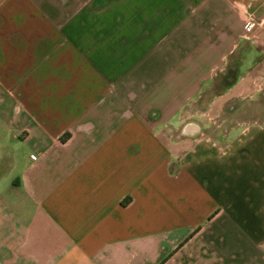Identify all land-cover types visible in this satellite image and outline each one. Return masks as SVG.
<instances>
[{"label":"crops","instance_id":"obj_1","mask_svg":"<svg viewBox=\"0 0 264 264\" xmlns=\"http://www.w3.org/2000/svg\"><path fill=\"white\" fill-rule=\"evenodd\" d=\"M263 87L264 0H0V264H264Z\"/></svg>","mask_w":264,"mask_h":264},{"label":"rangeland","instance_id":"obj_2","mask_svg":"<svg viewBox=\"0 0 264 264\" xmlns=\"http://www.w3.org/2000/svg\"><path fill=\"white\" fill-rule=\"evenodd\" d=\"M234 66L233 63L228 64L223 77L220 78V84H226L233 79L236 72L233 68ZM213 87H210L207 96L214 90H219L218 87ZM205 97L202 101L206 99ZM198 112L200 114L201 110H198ZM253 122H264V87L260 92L252 96L231 99L217 117L208 120L205 128L212 138L226 141L242 125Z\"/></svg>","mask_w":264,"mask_h":264},{"label":"built area","instance_id":"obj_3","mask_svg":"<svg viewBox=\"0 0 264 264\" xmlns=\"http://www.w3.org/2000/svg\"><path fill=\"white\" fill-rule=\"evenodd\" d=\"M259 21L258 19L253 16L252 14H249L244 22V30L248 33L250 32L254 27L258 25Z\"/></svg>","mask_w":264,"mask_h":264}]
</instances>
